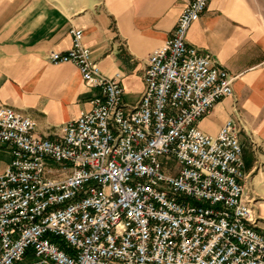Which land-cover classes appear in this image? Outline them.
Returning <instances> with one entry per match:
<instances>
[{
  "label": "built area",
  "instance_id": "1",
  "mask_svg": "<svg viewBox=\"0 0 264 264\" xmlns=\"http://www.w3.org/2000/svg\"><path fill=\"white\" fill-rule=\"evenodd\" d=\"M210 0H189L153 49L134 106L72 28L51 51L98 93L56 137L0 102V264H264V232L244 186L233 119L215 136L196 122L233 95L235 76L187 42Z\"/></svg>",
  "mask_w": 264,
  "mask_h": 264
},
{
  "label": "crops",
  "instance_id": "2",
  "mask_svg": "<svg viewBox=\"0 0 264 264\" xmlns=\"http://www.w3.org/2000/svg\"><path fill=\"white\" fill-rule=\"evenodd\" d=\"M188 1L0 0V102L30 116L36 122L35 131L52 138L61 133L63 124L88 110L98 89L84 84L73 63L53 64L48 58L53 50L69 49L70 30L81 28L82 43L90 49L92 60L107 76L121 74L123 102L134 106L143 90L148 54L170 37ZM263 24L264 18L254 14L249 0H210L186 38L235 76L233 95L216 102L196 126L211 136L229 119L239 127L244 186L255 199L262 232ZM10 158L9 148L0 143V172Z\"/></svg>",
  "mask_w": 264,
  "mask_h": 264
},
{
  "label": "rangeland",
  "instance_id": "3",
  "mask_svg": "<svg viewBox=\"0 0 264 264\" xmlns=\"http://www.w3.org/2000/svg\"><path fill=\"white\" fill-rule=\"evenodd\" d=\"M249 3L253 9L254 14H256L258 18H264V0H258V2H256L255 0L252 1L249 0ZM256 3L259 5L258 7Z\"/></svg>",
  "mask_w": 264,
  "mask_h": 264
}]
</instances>
